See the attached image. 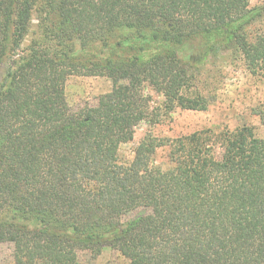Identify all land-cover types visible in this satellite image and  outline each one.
<instances>
[{"label":"trees","instance_id":"obj_1","mask_svg":"<svg viewBox=\"0 0 264 264\" xmlns=\"http://www.w3.org/2000/svg\"><path fill=\"white\" fill-rule=\"evenodd\" d=\"M263 16L264 0H0V244L14 264H80L104 247L129 264H264V136H147L118 160L160 116L146 86L166 115L207 109L198 69L219 52L264 78ZM71 76L112 89L71 109Z\"/></svg>","mask_w":264,"mask_h":264},{"label":"rangeland","instance_id":"obj_2","mask_svg":"<svg viewBox=\"0 0 264 264\" xmlns=\"http://www.w3.org/2000/svg\"><path fill=\"white\" fill-rule=\"evenodd\" d=\"M262 2L248 0L251 8ZM255 28L264 30V16ZM3 71L0 67V77ZM64 89L69 107L77 109L96 105L101 95L111 91L112 82L106 77L71 76L66 80ZM195 89L208 100L205 111L177 108L163 115V97L146 86L143 92L150 99V110L160 116L157 122L142 121L135 127L132 140L119 147V162L130 163L136 146L147 136L171 140L206 130L213 134L232 132L242 126L251 128L259 138L264 136V78L251 75L239 58L230 52H219L209 57L198 69ZM151 161L154 166L168 168V149H157ZM78 258L80 264H129L110 247L102 248L96 256L80 252ZM0 264H14L11 244H0Z\"/></svg>","mask_w":264,"mask_h":264}]
</instances>
